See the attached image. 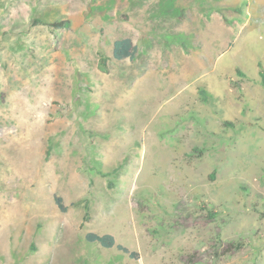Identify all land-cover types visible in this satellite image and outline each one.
Listing matches in <instances>:
<instances>
[{"label": "rangeland", "instance_id": "1", "mask_svg": "<svg viewBox=\"0 0 264 264\" xmlns=\"http://www.w3.org/2000/svg\"><path fill=\"white\" fill-rule=\"evenodd\" d=\"M259 64L264 0H0V264H264Z\"/></svg>", "mask_w": 264, "mask_h": 264}, {"label": "trees", "instance_id": "2", "mask_svg": "<svg viewBox=\"0 0 264 264\" xmlns=\"http://www.w3.org/2000/svg\"><path fill=\"white\" fill-rule=\"evenodd\" d=\"M69 24V21L66 20H60L54 22V26L57 28L60 27H67ZM135 50V46L132 44L131 40L129 38H118L113 41L112 45V56L115 59L121 60L127 57H131L133 55V52ZM106 63L105 57L101 56L100 57V66L103 67ZM260 66V64H259ZM259 76L261 80V84L264 87V70L261 68L259 69ZM55 203L57 207L60 210H65L66 207L63 205L62 200L60 197H55ZM85 239L88 242H96L103 248H111L114 245L121 250L124 253H127L130 257H136L137 253L132 251L130 252L127 247L121 245V244H116L115 239L113 235L106 233V234H97L94 232H87L85 234Z\"/></svg>", "mask_w": 264, "mask_h": 264}]
</instances>
